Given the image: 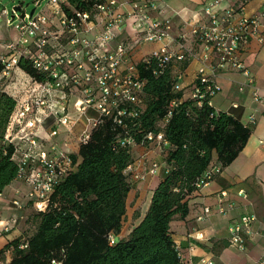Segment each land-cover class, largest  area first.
I'll use <instances>...</instances> for the list:
<instances>
[{"label": "built area", "instance_id": "built-area-1", "mask_svg": "<svg viewBox=\"0 0 264 264\" xmlns=\"http://www.w3.org/2000/svg\"><path fill=\"white\" fill-rule=\"evenodd\" d=\"M34 2L36 8L32 12L19 4L12 10L13 17L8 16V9L0 14V23L6 16L7 25H13L18 31L15 39L3 44L5 51L0 55V63L4 65L2 71H8L14 66L20 67L21 59L25 58L43 76L37 79L24 70L33 86L24 98L14 96L18 99L17 106L7 128V139L17 146L13 158L20 165L18 178L29 184L28 196L37 211L47 210L57 185L74 168L73 153L57 143L47 148L42 140L52 139L64 131L72 132L83 118L86 125L79 137L81 145L91 139L92 130L106 118L126 127L144 110L147 80L142 78L138 62L132 59V49L117 42L119 33L129 23L139 34L136 43L163 42L144 58L148 64L156 61L163 71L175 61L198 62L191 98L199 105L205 101L213 105V97L222 89L219 73L225 69L243 72L248 81L240 89L250 86L254 99L264 101V94L243 59L253 40L264 43V8L249 13L245 4L223 7L222 0H214L191 20V36L201 49L182 43L176 50L166 42L171 36V19L152 16L150 10L159 6L150 0H99L92 11L75 9L72 14L65 8L68 0ZM175 76V91H184L185 71L180 70ZM75 88L82 95L77 105L79 117L74 120L69 117L68 101ZM179 102L180 99L172 101L167 118ZM90 108L97 109L99 115L91 116ZM49 119H54L53 124ZM252 120L255 121V116ZM147 139L159 146L168 144L163 132H150ZM19 141H24L25 146H19ZM122 142L134 147L139 145L129 137ZM129 169L135 171L136 166L131 164ZM159 169V161H153L144 171L135 173L133 179L143 180L148 174H157ZM222 170L219 164L207 169L198 182L199 189ZM3 194L0 192V197ZM14 203L22 206L18 199ZM220 209L227 212L224 207ZM210 212L211 208L205 207L199 218H205ZM256 220L255 214H246L235 222L231 227L230 245L246 251ZM2 224L3 231L11 229L10 222L2 221ZM117 241L118 236L112 233L111 244ZM0 264L8 262L0 261ZM199 264H215V260L206 257ZM256 264H264V257Z\"/></svg>", "mask_w": 264, "mask_h": 264}, {"label": "trees", "instance_id": "trees-1", "mask_svg": "<svg viewBox=\"0 0 264 264\" xmlns=\"http://www.w3.org/2000/svg\"><path fill=\"white\" fill-rule=\"evenodd\" d=\"M99 0H68L66 11H92ZM19 66L36 77L43 76L31 61L22 58ZM145 87V107L124 127L106 118L92 130L91 139L73 153V170L57 185L46 211L32 215L34 232L10 241L1 251L12 252L8 264H185L172 233L176 216L190 211L189 197L200 190L198 182L207 169L230 165L246 147L252 128L239 118L218 111L207 101L199 105L175 91L172 67L161 71L156 61L138 62ZM4 65L0 63V71ZM180 102L167 118L173 100ZM17 99L0 95V192L20 171L15 161V143L5 136ZM163 132L168 144L164 156L166 172L153 192L149 209L139 224L124 238L111 244L110 235H119L128 211L132 189L126 173L134 162V146L123 143L129 137L148 144L147 134Z\"/></svg>", "mask_w": 264, "mask_h": 264}, {"label": "crops", "instance_id": "crops-1", "mask_svg": "<svg viewBox=\"0 0 264 264\" xmlns=\"http://www.w3.org/2000/svg\"><path fill=\"white\" fill-rule=\"evenodd\" d=\"M150 1L159 6L158 9L150 10L152 16L159 19H171V36L166 39V42L171 43L176 50H179L182 43L197 50L201 49L191 36V20L196 19L198 13L214 0ZM244 4L249 13L258 12L264 8V0H222L223 7ZM1 32L0 27V35H2ZM138 36L139 34L129 23L121 30L117 41L132 49V59L137 62L163 44L158 41L138 44L136 43ZM243 59L255 77L256 85L264 94V43L253 40L244 53ZM172 69L174 74L180 70L185 71L184 95L185 98L191 97L198 62L175 61ZM218 81L222 89L213 97V106L218 111H225L239 118L252 128V134L246 147L234 162L223 168L222 172L207 186L190 195L189 214L185 218L175 217L172 221V233L185 264H199L206 257H213L215 264H256L264 257V101L254 99L250 86H246L243 91L240 89L248 79L239 70L220 71ZM15 95L22 99L26 94ZM81 95V91L75 88L68 101L69 117L74 120L79 117L77 105L81 101ZM88 112L91 116L99 115L95 108H90ZM252 116H255V121L252 120ZM53 121L54 119H49L50 124H53ZM85 125L86 121L81 118L72 132L64 131L52 139L41 142L47 148L57 143L64 150L78 153L79 137ZM20 143L25 144L24 141ZM166 145L159 146L150 142L134 147L132 164L136 166V170L132 171L129 167L126 170L132 181V189L127 199L128 211L124 226L118 238L127 237L149 209L154 189L168 168L164 156ZM153 161L160 163L157 174H148L143 180L133 179L135 173L144 171ZM29 191V184L17 177L5 188L3 196L0 197V261H3L2 249L10 241L25 235L31 223L36 208L28 196ZM16 199L21 201L22 206L14 203ZM207 206L211 208V212L200 219ZM221 207L226 208L227 212H222ZM246 214H255L257 220L254 223V233L248 240L247 250L241 251L230 245L231 227ZM2 221L11 223L9 231H3ZM5 256L8 262L12 260L11 251H7Z\"/></svg>", "mask_w": 264, "mask_h": 264}, {"label": "rangeland", "instance_id": "rangeland-1", "mask_svg": "<svg viewBox=\"0 0 264 264\" xmlns=\"http://www.w3.org/2000/svg\"><path fill=\"white\" fill-rule=\"evenodd\" d=\"M19 4H23L29 12H32L35 8V2L34 0H0V14L4 9H8V16L13 17V8ZM7 17L2 19V22L0 23V27L2 30V35H0V55L2 52L5 51V48L3 47V44H6L7 42L11 41L13 38H16L18 36L17 29L11 25L8 26L5 19ZM33 86L32 80H30L29 75L20 67L14 66L8 71H0V95L2 93H8L9 95H15V94H26L27 90L30 89ZM8 129L5 136V142L9 143V140L7 139ZM25 133V132H24ZM23 133H21L22 135ZM23 142V141H22ZM4 143V139L0 138V146ZM26 144V143H25ZM22 145L19 141V146H25ZM80 146V143H79ZM36 209L33 213H36ZM29 223V227L27 228L28 234H32L35 229V225L32 223Z\"/></svg>", "mask_w": 264, "mask_h": 264}]
</instances>
